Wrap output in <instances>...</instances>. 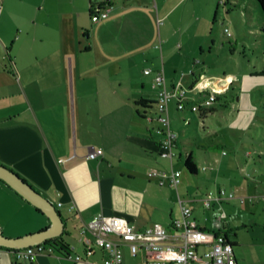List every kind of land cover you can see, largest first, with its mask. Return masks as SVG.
<instances>
[{
    "label": "crops",
    "instance_id": "1",
    "mask_svg": "<svg viewBox=\"0 0 264 264\" xmlns=\"http://www.w3.org/2000/svg\"><path fill=\"white\" fill-rule=\"evenodd\" d=\"M107 3L112 5L109 16L92 22V7ZM164 3L0 0V164L54 204L65 222L57 238L68 247L65 254L40 253L31 262L2 253L0 264H102L107 254L89 232L81 233L86 223L99 214L117 215L137 231L159 223L172 233V222L181 217L177 193L199 227L226 235L238 264H264V195L258 185L224 174L232 164L218 162L204 147L198 149L204 152L203 159H194L171 122L172 155H165V137L157 133L161 124L155 72L163 70L167 89L180 82L187 90L201 79L225 75L197 76L195 58L205 46L182 34L176 40L178 55L190 60L188 72L179 75L168 66L164 54L174 44L168 45L169 38L156 30L159 17L165 21L170 12ZM186 66L187 62L180 65ZM147 68L150 74L144 73ZM186 74L193 77L191 83ZM223 98L234 99L230 86ZM173 103L169 118L177 111ZM215 103L200 117L212 114ZM89 149H101L103 154L87 159ZM188 156L196 174L182 172L177 164ZM205 165L213 168L203 170ZM199 167L204 174L197 179ZM171 168L181 172L177 188L149 176L151 170ZM208 190L234 193V198L206 208L211 213L222 209L225 217L219 229L215 222L221 212L202 222L196 218L198 210L205 213L202 199ZM49 226L42 212L0 182L4 236L24 237ZM121 251L122 264L148 260L145 249L132 256L123 244Z\"/></svg>",
    "mask_w": 264,
    "mask_h": 264
},
{
    "label": "rangeland",
    "instance_id": "2",
    "mask_svg": "<svg viewBox=\"0 0 264 264\" xmlns=\"http://www.w3.org/2000/svg\"><path fill=\"white\" fill-rule=\"evenodd\" d=\"M164 5L170 12L165 21L159 17L156 30L169 38L168 45L174 44L173 50L164 54L168 66L181 75L191 65L190 60L178 55L179 34L193 44L201 42L205 47L195 58L199 60L197 76H230L234 96L230 101L222 98L216 102L213 113L203 118L190 112L189 107L184 113L171 112L170 122L178 140L196 160L203 159L204 152L198 149L204 147L218 162L228 161L232 167L224 174L238 177L242 183L255 182L264 195V16L260 8L254 0H165ZM161 46H156L159 57ZM185 62L187 66L180 67ZM186 75L185 80L191 83L193 77ZM173 104L171 101L169 107ZM222 151L227 156H221ZM177 164L187 172L184 157ZM200 167L197 179L204 174ZM204 209L205 213H196L199 222L205 216L213 219L222 213V209L214 213ZM198 253L203 255V247Z\"/></svg>",
    "mask_w": 264,
    "mask_h": 264
},
{
    "label": "built area",
    "instance_id": "3",
    "mask_svg": "<svg viewBox=\"0 0 264 264\" xmlns=\"http://www.w3.org/2000/svg\"><path fill=\"white\" fill-rule=\"evenodd\" d=\"M112 9L110 3L92 7L91 21L96 23L109 16ZM228 33V30H224ZM150 74L151 70L144 71ZM231 84V77H212L197 81L189 90L176 82L171 89H167L163 70L154 74L153 85L157 88L158 120L161 124L157 133L165 137V155H172L171 146L175 134L171 130L169 118V103L175 102L178 112H184L189 107L190 112L199 115L209 113L211 106L218 97L226 93ZM193 96V97H192ZM101 149H89L86 158L95 159L102 155ZM223 155L226 153L223 152ZM213 165L203 166V170L212 169ZM180 171L171 168L170 172L151 170L149 176L156 177L163 183L168 180L171 185L177 188L180 182ZM234 198V193L228 194L225 191L213 193L207 192L202 202L205 208L210 209L213 203H220L222 200ZM177 200L181 209V217L172 222V233L159 223L137 231L122 216H103L99 214L86 223L81 233L89 232L107 254L102 264H122L123 254L121 246L127 245L132 256H136L139 249H145L148 255L146 264H238L234 256L233 246L225 234L217 230H204L199 227L193 219L192 210L184 205V200L177 193ZM242 202V198H241ZM225 217L221 213L215 222L217 229ZM114 236L115 238H112ZM204 249L202 256H199V249ZM55 252L51 246L44 243L22 249H10L0 247L2 253H10L16 261L31 262L40 253ZM79 261L77 256L74 258Z\"/></svg>",
    "mask_w": 264,
    "mask_h": 264
},
{
    "label": "water",
    "instance_id": "4",
    "mask_svg": "<svg viewBox=\"0 0 264 264\" xmlns=\"http://www.w3.org/2000/svg\"><path fill=\"white\" fill-rule=\"evenodd\" d=\"M0 180L34 207L38 208L49 220L50 226L38 233L19 238H9L2 234L0 227V247L22 249L45 243L62 235L65 222L54 204L32 185L11 169L0 164Z\"/></svg>",
    "mask_w": 264,
    "mask_h": 264
},
{
    "label": "trees",
    "instance_id": "5",
    "mask_svg": "<svg viewBox=\"0 0 264 264\" xmlns=\"http://www.w3.org/2000/svg\"><path fill=\"white\" fill-rule=\"evenodd\" d=\"M254 1L256 2L257 6L260 8V10H261V12H262V14L264 16V0H254ZM224 95H225V93L221 94L218 97L217 101H219L221 99L220 97L223 98ZM184 166H185V169H186L187 172H189L190 174H196V172H197L196 171V166H195V163L192 161L191 156H188L185 159ZM0 182H2L8 189H10L11 191H13L17 196H19L20 198H22L19 194H17L14 190H12L4 181L0 180ZM36 210L38 212H41L38 208H36ZM44 245L51 246L53 248V250L54 251H57L58 253L65 254L66 252H68V247L63 243V241L60 238H55V239L47 240L44 243Z\"/></svg>",
    "mask_w": 264,
    "mask_h": 264
}]
</instances>
